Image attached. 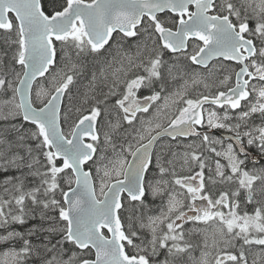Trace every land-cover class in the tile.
I'll list each match as a JSON object with an SVG mask.
<instances>
[{
    "label": "snow or ice",
    "instance_id": "1",
    "mask_svg": "<svg viewBox=\"0 0 264 264\" xmlns=\"http://www.w3.org/2000/svg\"><path fill=\"white\" fill-rule=\"evenodd\" d=\"M259 159L264 0H0V264H264Z\"/></svg>",
    "mask_w": 264,
    "mask_h": 264
},
{
    "label": "rangeland",
    "instance_id": "2",
    "mask_svg": "<svg viewBox=\"0 0 264 264\" xmlns=\"http://www.w3.org/2000/svg\"><path fill=\"white\" fill-rule=\"evenodd\" d=\"M200 91H203V89L201 88ZM212 91L215 92V91H216V88H213ZM193 95H195V93H193ZM242 103H243V102H242ZM214 107H215V106H214ZM237 111H238V110H237ZM257 116H258V114L255 115V116L253 117V119L255 120V123H256L257 125H259V124L261 123V121L256 119ZM216 133H217V134H220V135H221V133H225V134H226V132H220V130H218V132H216ZM245 139H246V138H245ZM248 151H249L250 153H253L254 156H257V157H259V156L261 155V154H257V153H255V152H253L250 148H248ZM249 156H250V154H249ZM232 190H234V186H233ZM242 193L245 195L244 192H242ZM248 205H251V204H248ZM237 243H239V242H237ZM261 247H262V246H255V245L251 247V250L249 251V264H251V259H252L251 252H259V251L261 250ZM246 250H247V249H246ZM193 255L196 256V257H199V256H200V249H197V250L193 253ZM214 255H215V252H213V256H214ZM209 259L211 260L212 257H209ZM257 264H262V262H261L260 260H258V261H257Z\"/></svg>",
    "mask_w": 264,
    "mask_h": 264
},
{
    "label": "flooded vegetation",
    "instance_id": "3",
    "mask_svg": "<svg viewBox=\"0 0 264 264\" xmlns=\"http://www.w3.org/2000/svg\"><path fill=\"white\" fill-rule=\"evenodd\" d=\"M167 58V57H166ZM243 104V103H242ZM214 107V106H213ZM220 132H224V130H220ZM216 135H218V136H221L220 134H217V133H215ZM250 149L253 151V152H255V153H257V154H260L259 152H258V150L254 147V146H252V147H250ZM247 163V167L249 168V169H251L253 166H255L256 168H260V167H264V159H259L258 160V162L257 163H255V165H253V163L252 162H250V161H248V162H246ZM224 188H225V190H232V186H224ZM243 192V190L241 191V196H243L244 197V194L242 193ZM243 203H241V207L242 208H245V210L246 211H248L249 213H252V211H253V206L252 205H247V206H245L244 204L242 205Z\"/></svg>",
    "mask_w": 264,
    "mask_h": 264
},
{
    "label": "water",
    "instance_id": "4",
    "mask_svg": "<svg viewBox=\"0 0 264 264\" xmlns=\"http://www.w3.org/2000/svg\"><path fill=\"white\" fill-rule=\"evenodd\" d=\"M216 132H218V131H216ZM221 135H223V136H225V137H227L228 135H229V133H221ZM249 152V151H248ZM249 154H250V156H254V154L253 153H250L249 152ZM257 157V156H256Z\"/></svg>",
    "mask_w": 264,
    "mask_h": 264
},
{
    "label": "trees",
    "instance_id": "5",
    "mask_svg": "<svg viewBox=\"0 0 264 264\" xmlns=\"http://www.w3.org/2000/svg\"><path fill=\"white\" fill-rule=\"evenodd\" d=\"M256 119H257V120H260L259 116H257ZM239 199L241 200V203H243V199H244V197L240 195ZM243 204H244V203H243ZM243 204H242V205H243ZM30 223H32V222H30Z\"/></svg>",
    "mask_w": 264,
    "mask_h": 264
},
{
    "label": "bare ground",
    "instance_id": "6",
    "mask_svg": "<svg viewBox=\"0 0 264 264\" xmlns=\"http://www.w3.org/2000/svg\"><path fill=\"white\" fill-rule=\"evenodd\" d=\"M233 187V186H232Z\"/></svg>",
    "mask_w": 264,
    "mask_h": 264
}]
</instances>
